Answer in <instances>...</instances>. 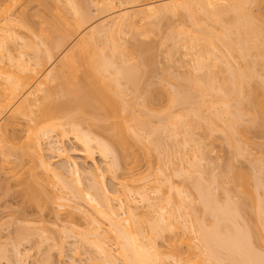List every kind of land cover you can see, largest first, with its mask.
I'll return each instance as SVG.
<instances>
[{
  "label": "bare ground",
  "instance_id": "6f19581e",
  "mask_svg": "<svg viewBox=\"0 0 264 264\" xmlns=\"http://www.w3.org/2000/svg\"><path fill=\"white\" fill-rule=\"evenodd\" d=\"M50 1L37 0V5L44 8L49 7ZM53 1L61 2V0ZM65 2L70 5L68 6ZM65 2L63 3L69 7V10L73 9L68 11L69 17L65 16L66 12L60 11V13L57 9L62 10L63 3H61L62 6L60 5L62 8H60L54 2L55 8L50 2L55 9L52 10L50 6L48 10L51 12V16L48 10H46L48 13L46 16L49 15L51 20L54 18L52 34L50 36H48L50 32L46 34L47 36L43 34L45 38L40 41L41 43L38 41L41 37L38 39L36 36L38 44L29 52L30 54L33 53L30 59L25 60L22 57L26 45L23 44L21 49L24 48L20 54L17 56L13 54V56L10 53L11 57L13 56L11 60L9 51L4 49L7 42L2 43L4 39L1 40L2 38H0V42L2 41L1 43L4 44V46L0 45V52L5 51L9 54V56L7 55L8 58L5 57L7 53L2 54L0 62L6 59L12 62L13 59L17 61H15L16 68H13L16 69L15 71L11 69L12 67H5L7 64L4 65V61V63L1 62L3 65L0 63V167L7 171H3L2 174L5 177L9 173L11 177L15 176V171H11V169L16 166L17 168L22 167L20 164H23V159L26 160L24 156H27L28 165L26 163V167H23L26 169L25 172L30 174L27 175L25 172L21 174V176L27 175V178L24 177V179L27 180L31 175L30 177L36 181L34 175L39 177V172L36 169L40 167L42 172L45 171L52 177L56 176L58 180L54 178L59 183L58 185H60L59 179L62 182V187L66 190H61V193L65 191L62 193L63 195L57 194L52 197L53 192H49L51 201L54 200L57 203L59 200L60 204L58 202L57 206L65 205L63 201L69 198L67 194H71L75 199L83 196L84 205L87 206L86 204L89 203L88 207L83 205L82 197V202L79 203V198L72 205V209L73 206L75 210L78 209L80 217H76L78 210L65 211L67 222L65 219L63 226L69 228V224L74 221L76 223L77 220L75 219L78 218L80 220L83 218L82 220L87 223V226H92L86 227L78 233L83 242L85 240L86 243L91 242L95 246L94 248L99 253L98 257H102L99 258L100 261L103 260L101 263L165 264L163 263L165 261L164 255L158 248L156 241L163 237L164 229L166 230L167 226H170L166 214L169 212L168 209H173L174 205L180 208L184 200H190L187 197H190L191 194H186L184 191L183 195L188 196L183 197V190L176 189L174 193L177 195L174 197L171 196L170 192L163 195L162 206L151 202L147 182L159 179L161 186L167 184V189H171L172 186L167 182L168 178L163 176L165 172L162 167L160 168L164 174L158 168L159 166L153 173L149 171V168L146 172H138L136 167L141 159L148 160L153 152V142L156 143L155 139H158L157 137L160 135L158 133L161 130L170 131L173 137L179 133L188 134L190 130L196 128H202L208 138L219 132L224 138L222 140L231 150L232 161L229 163L228 160V165H231L228 167L226 178L229 177L238 199L235 197L237 201L231 200L228 193L229 189H221L222 193L224 192V200L219 202L212 188L213 183L216 185L223 184L218 182V179L216 181L210 177L211 180L208 179L210 181L207 180L206 182L201 181L204 180L200 179L201 177L192 179L193 188L198 193L200 211L204 220L208 219L209 222L206 224L201 217V220L197 221L199 223L197 229L196 227L192 228L193 224L190 226L198 231L200 240L197 239L202 241V248H205L207 259L213 264H264V0H125L126 5H128L126 8L90 25L88 22L95 17V11L93 17L91 15L93 11L91 13L89 7L95 5L94 8L100 13H102L101 11L106 12L109 7H114L111 0H66ZM7 3L0 7V30H3L4 33L11 31L14 38L17 34L12 32L11 27L13 26L14 29V25L10 24L12 20L8 19L6 13H9L11 8L15 10V3H20L23 7L20 8L19 6L18 13L21 10L20 16L24 18L23 20L30 23L33 16L30 12L28 13L29 1L9 0ZM35 8L37 11L39 10L36 6ZM56 9L58 14L54 12ZM40 12L42 13V11ZM41 15L43 16L44 13ZM178 15H184L185 20L188 19L190 27L187 29L178 27L180 31L171 33V36L180 35L181 38H177L181 45L194 56L195 70L200 69L201 71V69L207 68L209 71L205 76L203 75V79L201 74V76H197L200 79H195L196 74H194L193 77L195 78L192 80H189L190 77L185 79L182 75L184 79H180L175 75L178 80L180 79L178 83L181 85L174 82V86L171 85L173 84L171 81L174 79H170L171 81L166 79L169 84L167 85L163 83L164 81L157 80V76L161 79L160 75L157 74L156 78L151 77L154 74L152 72L155 64L151 62L152 54L150 52L153 49L150 52L145 49L146 55L141 53L142 59L138 58L137 60L135 56L138 52L136 53L134 49L135 56H133V52L129 49L130 46L134 48L135 43L126 49L120 42L119 36L127 30L134 35H142L150 39L154 34L157 35L158 31L160 33L161 22L163 23ZM42 16L39 17L42 18ZM34 21L37 22V20ZM27 22L26 24H28ZM23 24L25 23L23 22ZM39 24L37 27L36 24L33 26L37 29ZM86 24L89 26L87 27ZM85 26L87 28H84ZM31 27L29 28L32 31L33 27ZM39 29L43 33L44 28L42 27L41 30L39 27ZM161 31L164 32L163 29ZM7 33L6 35H8ZM31 33L42 35L39 34V30H35V32L33 30ZM165 34L164 36H166ZM31 35L33 36V34ZM33 38L35 37L33 36ZM162 40L164 39L162 38ZM4 41H7V36ZM178 42L176 46L180 44ZM29 44L31 45L32 42ZM30 45L28 47L27 42L26 47L29 49ZM17 48L15 49L18 53L21 49ZM57 53H60L61 56ZM141 54L139 52V56ZM15 63L12 66H15ZM47 66H49L48 70L35 87V90L40 91L41 94L32 98L31 95L34 92H31L20 100L21 94L27 87L31 86L38 76L37 74ZM214 68H216V73L211 70ZM159 70L162 71L163 69ZM162 73L164 72L162 71L160 74L163 75ZM213 73L217 76H213ZM181 80L186 81L182 84ZM176 85L179 86L176 87ZM170 86H174L176 89ZM195 92L196 94H193ZM71 113L78 114L80 118L78 115L75 118L76 115ZM24 120L26 123L23 122ZM22 123L26 125V128H23L26 129L28 135L25 141L22 140L23 143L19 144V141L16 140L18 138L15 136L19 135V130L21 132ZM23 128L22 131H24ZM251 130L258 133L260 137L258 141L249 136L250 133L248 132ZM53 131L61 136H67L68 133H71L74 140L80 145L82 155L93 162L94 165L91 170L93 169L94 172L100 169L94 160L95 152L102 159L108 160L105 171L114 179H119L126 203L119 197L112 195L115 190L112 191L105 186L106 183L102 180L104 173L98 175L102 169L97 174L89 172L90 170L87 171L91 183H85L88 185L85 188L87 187L89 191L85 189L86 192H83V188L74 187V184L78 185L82 181L80 179L81 170L77 162L69 159L64 148L59 145V140H52L50 133ZM147 133L149 139L151 137L150 140L147 139ZM20 136H18L19 139ZM14 140L18 142L16 143ZM44 140L49 144L47 148L50 154L56 152L57 157L64 158L69 164L70 176L73 174L72 176L76 178H72V180L74 179L72 183H76L72 184L67 181L68 179H65L69 177H64L62 171L60 172L63 166L55 168L51 161L45 158L46 150L44 151V146H42ZM158 143L161 144L159 141ZM135 146L139 148L138 151L134 148ZM253 147L257 153L252 157L249 156V152L251 148L254 149ZM195 152L190 157V165H193L195 158H197ZM204 153L203 156L206 155ZM238 157L248 158V166H252V169L248 167L249 171L247 172L251 173L244 172L245 169L242 171L233 167L235 166L233 159ZM199 160L197 161L200 164ZM36 166L39 167L35 168ZM193 167L195 166L193 165ZM193 170L195 169L193 168ZM184 172L183 176L192 177L191 170L187 169ZM21 176L19 175V177ZM223 177L225 178V176ZM183 179L186 181L185 178ZM186 179L188 180V178ZM55 183L53 181L52 185L56 188L57 183ZM60 187L58 186V189ZM221 188H224V185ZM47 193L46 191L45 194ZM79 194L80 196H77ZM134 194L139 196L149 209H158V212L153 216L147 214L149 217L146 218L149 219V223L146 230L135 213L138 206L134 203ZM56 196L57 200L55 199ZM33 197V200H36L35 196ZM45 198L48 197L45 195ZM113 199L117 201V205H113ZM66 205H68V200ZM67 207L69 208L70 204ZM38 208L42 209L37 206L35 211ZM53 210L58 209L53 208ZM150 210L153 212L154 209ZM35 211H33L35 215L39 216L40 212L36 213ZM98 216L99 218H97ZM99 219L103 221L100 222ZM104 221L108 224V229H104L101 225ZM22 229L18 227L21 233L18 232L21 235H23L22 232L27 235L34 234V231L29 233L25 229L22 231ZM72 231L74 232V229ZM15 232H13L14 237L17 234ZM63 232L65 234V231ZM75 232L77 231L75 230ZM48 233L50 234V232ZM31 236L32 234H30ZM25 237L27 236L24 235ZM47 237L52 239L49 235ZM57 237L56 243L60 239L59 236ZM17 238H21V236L16 237L15 243H17ZM107 238L114 240L118 245L117 258L122 260L121 263L117 262L116 254H113L106 246L104 240ZM61 243L60 241L59 247L57 246L59 250L62 248ZM15 245H13L14 249ZM3 249L0 253H6V249L4 251ZM16 249L14 254L20 259L22 253L19 252L18 248ZM47 260L49 259L47 258Z\"/></svg>",
  "mask_w": 264,
  "mask_h": 264
},
{
  "label": "rangeland",
  "instance_id": "374dc122",
  "mask_svg": "<svg viewBox=\"0 0 264 264\" xmlns=\"http://www.w3.org/2000/svg\"><path fill=\"white\" fill-rule=\"evenodd\" d=\"M27 1H29V5L27 7V9L29 11L28 10L27 11H28V13L30 12L33 16V17L31 16L32 22L28 23L27 21L23 20L24 18L20 16L21 10L18 13L19 6H20V8L23 6L20 3L19 4L15 3V7H14L15 10L13 8H11L10 9L11 12L9 10L8 11L9 13H6V15L8 14L7 16H8V19L10 21L12 20L10 24L14 25L15 30L13 29V26L11 28H12L13 33L16 32V34H17L16 37L13 38V35H11V31L9 32L10 36H8L9 33L6 32L8 34V35H6V33H4L3 30H0V38H2L1 40H3V39L5 40V38L7 36V41L3 40V42L2 41L1 42L2 43L7 42L6 43L7 45L5 44L6 48H4V49H5V51H9L8 52L9 54L12 53V55L14 54L15 56H17V54L21 53V51L23 50L24 47H25V49L26 48L28 49V47L30 45L29 42L30 43L32 42V44L30 45L31 50L29 51L30 48L28 50L24 49L22 52L23 53L22 57H24L25 60L26 59L28 60L32 57L31 55H33V53L30 54L29 52H31L33 47L36 44H38L37 40L40 37H41L40 40H38L39 43H41L40 41H43V39L45 38V37H43V34H44V36H47L46 34L49 32L50 33L48 36H50L52 34L54 18H53V20H51L50 17H48L49 15L51 16V12L48 10L50 8V6H51V9L53 10L56 8V5H54V2L58 5L57 7H59L61 5V3L65 2L66 0H61V2H59V3L51 0L50 2H51V4L53 3L55 8H53L54 6L51 5L50 2H49L50 6L48 5L49 7L46 6L44 8L42 6L37 5V0H27ZM58 1H60V0H58ZM87 1H90V0H87ZM111 1H112L111 4H113V6L115 8L109 7V9H107L106 12L101 11L102 13H100L99 10L97 11L96 8H94L95 5L94 6L90 5V6H93V7H89V9L91 10V13L93 11V13L91 15L93 16L94 11H95V14H94L95 17L93 16L94 18L92 17L93 19L90 20L91 22L90 21L88 22L89 25L92 23H97L98 21H101L103 18H106V17L110 16L111 14H113L117 11H120V10H122L128 6V5H126L125 0H121V1L120 0H111ZM6 2L9 3V0H0V7H3V5L6 4ZM2 3H4V4L2 5ZM65 3H63L64 6L67 4V3L66 4ZM67 5L69 6L70 4H67ZM67 5L65 7L63 6V8L60 6V8H62V10L59 8H57V9L59 12L60 11L66 12L65 16L69 17V12L72 11L73 9L70 7L71 10H69V7ZM35 6L39 9L38 11L35 8ZM66 7H68V8H66ZM42 9H45V10H42ZM57 9L54 10V12H56V14L59 13L57 11ZM110 9H111V11H110ZM46 10H48L50 13L47 16H46V14H48V13ZM40 11H42V13ZM36 12H38V13H36ZM54 12L52 11V14H54V16H55ZM43 13H44V15L42 16L41 14H43ZM39 16H42V18ZM33 18H34V20H37V22H35L33 20ZM39 18H40V20H39ZM46 18H48V19H46ZM29 19H31V18H29ZM38 20H39V22H38ZM12 22L17 23V24H14V23L12 24ZM23 22L25 24L27 22L30 25L29 26H28V24L25 25V24H23ZM188 22H189L188 19L185 20L184 15H182V16L178 15L175 17H171L170 19H167L163 23L161 22V24H162V26L160 28L161 35L158 31L159 35L154 34L152 37L148 36V37H150V39L147 37H144L142 35H134L133 33L126 30L124 33H121L122 35L120 34L121 35V36H119V38H121L120 42L126 47V49L128 46L134 45V43H135V45H137V47H139V48H137V47H135V45H134V48H132L133 46H130L131 48L128 47L130 49V51L133 52V53L131 52L133 54V56H135L134 55L135 54L134 49H135L136 53L138 52V54L136 55L137 57L135 56V58H137V60H138V58L142 59V54L146 55L145 49H148L149 52H150V50L153 49L150 52L152 54V61L151 62H153L155 64L154 65L152 64L154 66L152 73H154V74L153 75L151 74L152 75L151 77L153 78V76H154L156 78V75L158 74V75H160L159 77L161 79H159L157 76V80H161V82L164 81L163 83H166L167 85H169L168 81H171L173 79H174V81H171V83H173L171 85L178 83L181 78L187 79L188 77H190L189 80H192L195 78V77H193L194 74H196L195 79H197V78L200 79V77H197V76H201V75H202L201 78L203 79V75L205 76V74L208 73L209 70H207V68H203V70L201 69V71H200V69L195 70L196 69L195 64H194L195 61L193 60L194 56H193V54L191 55L190 53H188L183 48L180 40L177 38L180 35L178 36V34H175L174 36H171V33L174 34L177 31H180L178 29H180L181 27L183 29H187V27L189 28L190 25L188 24ZM32 23L36 24L35 25L36 27L39 23L41 25L39 24L38 28L36 29V27L33 26ZM88 24H86L87 27L89 26ZM30 26L33 27V28L32 27L31 28L34 30V32H35V30H39V34L42 32V31H40L39 27H41V30L43 27L44 29H43V33H41L42 35L39 36L38 33H36V34L31 33V32H33V30L32 31L30 30V28H29ZM86 26L84 28H87ZM178 27H180V28H178ZM48 28H50V29L48 30ZM161 29H163L164 32H162ZM169 30H171V31L169 32ZM163 33L164 34L167 33V34H165L166 36H164ZM31 34H33V36L35 38H33V36ZM3 35H5V36L2 37ZM29 35H31V36H29ZM36 36H37V38L38 37L39 38L37 39ZM8 37H10V38H8ZM30 37H32V38H30ZM174 37H175V39H174ZM162 38L164 40H162ZM179 38H181V37H179ZM30 39H31V41H30ZM171 40H173L175 42V45H174V42ZM178 41L180 42V44H178L179 47L176 46ZM1 42H0V45L2 44ZM27 42H28V47H26ZM144 43H147V44L144 45ZM23 44L24 45L26 44V45L21 49V46ZM2 45L4 46V44H2ZM140 46H142V47H140ZM17 47H19L21 49L20 52H18V53L16 50V49H18ZM5 51L0 52V56H3L2 54H6L7 52H5ZM26 51H28V52H26ZM139 52H140V54L142 53L140 56H139ZM8 53L6 54L5 57H7V55L9 56ZM25 53H26V56H25ZM57 55H60V53H57ZM57 55H56V58H58ZM13 56L11 57V54H10L9 58H11V60H12ZM11 60L9 61V59H6V60H3L5 63L3 61H1V62H3L4 65L7 64V65H5V67H12L11 69L14 70L13 68L14 67L16 68V63H15L16 59H15V61L13 59V62ZM7 62H9V63H7ZM3 63H1V65H3ZM14 63H15V66H12ZM8 64H10L11 66ZM48 68H49V66L45 67L44 70H42L39 74H37L38 76L34 79L31 86L27 87V89L19 97L20 100L23 99V97H25L27 94H29L31 92H34L31 95L32 98L37 94L38 95L41 94L40 91L35 90V87H36L38 81H41L42 77L44 76V74L46 73ZM156 69H158V70L156 71ZM159 69H163L162 71L164 73H162V74L164 76L160 74L162 71ZM215 69L216 68L211 69V70L212 71L214 70V72L216 73L217 71ZM213 74H210V75H213ZM169 75H170V77H169ZM175 75H177L178 78L180 77V79L178 80L177 76H175ZM171 76H174L175 78L171 77ZM191 76H192V78H191ZM213 76H217V74L216 75L214 74ZM166 77H168V78H166ZM163 79H165V80H163ZM166 79H168V81H166ZM175 79H177V81H175ZM157 80H153V81H157ZM189 80H187V81L189 82ZM182 82L183 81L181 80V83ZM179 85H181V84H179ZM179 85H176V87ZM174 86H170V87L176 89ZM193 94H196V92ZM194 99L196 100V97ZM138 100H141V99H138ZM71 114H73V113H71ZM73 115H76L75 118H77L78 114L75 113ZM78 118H80L79 115H78ZM23 122L26 123L25 120ZM24 123H22V127L20 126L21 132H20V130H19V133L17 132L19 134L18 136H20V133H21V136H23V137L20 136L21 141H20L18 136H15L18 138L16 140L19 141V142L17 141L19 144L23 143L22 140L25 141L26 136L28 135V133L25 131L26 129L23 128L26 126ZM47 123H49V122H47ZM84 124H86V123H84ZM22 128L24 131H22ZM201 129L202 128L192 129V130H190L191 132L190 131L188 132V134L187 133H179L180 135L178 134V135H175L174 137H173V135H171L170 131L169 132L167 130H161L162 132L159 131L158 135L159 134L160 135L157 137L158 139H155L156 143L155 142H153L154 144L152 143L154 145L153 150H152L153 151L152 154L149 156L148 160L141 159L139 164L136 167L138 172H146L147 168H149V171H151L152 173L157 169L158 166H159L158 168L160 170H161L160 167H162V170H164V172H165V174H164L163 171L161 170L162 174H164L163 176L168 178L167 182L169 184H171V186H172L171 189H167V184L161 186V181L159 179H157L155 181L150 180L149 182H147L148 191H150L149 197H150L151 202H155L156 204L162 206L163 202H161V199L163 198V195L165 193L167 194L170 192L171 196L174 197V195H177L174 193L176 189H182L183 190L182 191L183 197L188 196V195H186V196L183 195L184 191L186 194L187 193L189 195L191 194L190 197L189 196L187 197V199L190 198V200L189 199H188V201L184 200L183 203H181L182 205L180 208H177V205H174L173 209L172 208L168 209L169 212L166 214V217H167L166 219H167V222L170 223V226L169 227L167 226L166 230L164 229L163 237L159 238L156 241L158 248L161 250L162 254L164 255L165 261L163 263H165V264H213L212 261L207 259L208 257L206 256V254H205L206 252L204 251L205 248H202L203 243H202V241H199L200 239H199V235L197 233L198 231L192 229L195 227L197 229L198 224H199L197 221L201 220V217L206 224H208V222H209V220L207 218H205V219H207L206 221L204 220V217L202 216V212L200 211V208H199V203H198L199 199L197 196L198 193H196L195 188H193L194 182L192 183V181L195 178L201 177L200 179H204L201 181L206 182L208 179H210V177H212V180L215 179L217 181V179H218V182L223 183L221 185L217 184L219 186H217L215 183L212 184L213 185L212 188H213L215 195H216V198L219 200V202H222L224 200L223 199L224 198V196H223L224 192L222 193L221 189H227V190L229 189L228 193H229V197L231 200L237 201V199H238L236 196V192L233 189V184L230 182L229 177L226 178L227 172H228V167L231 165V164L228 165V160H229V163H231V161H232V159H231L232 155L230 154L231 150H230L229 146L226 143H224V141H223L224 138H222V135H220L219 132L218 133L216 132V134L214 133L215 134V135L213 134L214 136L208 138L206 135V132L203 129L202 130ZM189 133H191V134L189 135ZM248 133H250L249 136L252 137V139H255L257 141L260 139L258 133L255 130H251ZM145 134H144V136H145ZM50 135H51L52 140H59L58 141L59 145L64 148L69 159L77 162L78 167L81 170L82 174H81L80 179L82 180L81 181L82 184L79 183L80 184V186H79V184L78 185L74 184L76 182L72 183L73 180L76 178H74L72 176L73 174L70 176L71 173H70V170H68L70 167L69 164L66 163L64 158L57 157L56 156L57 154L55 155L56 152H52L53 154H50V152L48 151V148H47V147H49V144L46 140H44L42 146H44L43 147L44 151L46 150L45 151V156H46L45 158H48V160L51 161L52 166L55 168L61 167V166L64 167V168L61 167V169L60 168L59 169H60V172L62 171V174L64 175V177H69V178H65V179H68L67 180L68 182H71L72 184H74L73 185L74 187L83 188V192L85 191V189L89 191V189H87V187H88L87 184H89L91 182L89 181L90 177L88 178V176H90V175L87 171L90 170L89 172L97 174L102 169V172H100L98 175H101L102 173H104V175H103L104 179H102V180L104 181V183H106L105 186H107V188H109L112 191L115 190L114 191L115 193H113L112 195L119 197L124 203H126L125 196L123 195V189H122L121 185L119 184V179H114L111 175H109L105 171L106 166H107L106 162L108 160L102 159L100 156H98V153L96 154V152H95V154H94L95 159L94 160L97 163V165L100 167V169L96 170L94 172L93 169L91 170V168L94 165L93 162L90 159L86 158L84 155H82L81 147L74 140L73 135L71 133H68L67 136L66 135L61 136L56 131H53L50 133ZM205 135H206V137H205ZM147 137H148L147 139H149L148 133H147ZM159 137H160V139H159ZM145 138H146V136H145ZM150 139H151V137H150ZM158 141L161 142V144H159ZM134 148L136 149V151H138V149H139L137 146H135ZM203 149H205L206 151H204ZM178 151H179V153H178ZM194 152L197 156V158H195V162L193 164L195 167H193V165H190L191 164L190 163V161H191L190 157L192 156V154ZM203 153L206 155L203 156ZM255 153H257V150L255 148L254 149L251 148V150L249 152V156L253 157L255 155ZM201 154H202L203 158H202V156H200L201 158L199 157V155H201ZM24 158H26V160L23 159L24 160L23 164H20V166H22V167L23 166L26 167V163L28 162V157L24 156ZM197 160L200 161V164ZM233 160H234L233 165H235V166H233L234 168L236 167L239 170L241 169L242 171H244V169H245L246 171H244V172L249 171L248 167H250L252 169V166H248L249 162H248V158H246V157H242V158L238 157V158H235ZM27 165H28V163H27ZM22 167L17 168V166H16L15 167L16 170H14L15 168L11 169V171L12 170L15 171V173H14L15 176H13V177H11L10 173L8 174L7 177H5V175L2 173H3V171L4 172H7V171L3 170L0 167L2 169V171L0 170V177H1V179H0V247H1L0 251L2 248L6 249L5 250L6 253H0V264H12V263L13 264L14 263H16V264H50L51 262H52L51 264H103V263H101V262H103V260L100 261V259H99L101 256L98 257L99 253H98L97 249L94 248L95 246L92 245L91 242L86 243L87 241H85V240L83 242V239L81 240L80 235L78 233V231H80L86 227H92V226H87V223H84V220H82L83 218H81V220H80V218L75 219V220H77L76 223H75V221L72 224L70 223L69 228H68V226L67 227L63 226V224H65V223H63V221H65V219H66L65 218L66 217L65 211L66 212H67V210L73 211V209H74V211L78 210V209L75 210L74 206L72 209V205H74L75 204L74 202H77L79 198H80L79 203H80V201L82 202V200H83L82 203L84 205L85 204L84 203L85 200L83 199L84 197L81 196L82 200H81V197H78V199H75L71 194L70 195L67 194V196L69 198L68 199L66 198V199L68 200V205L70 204L71 208L69 207L70 208L69 209L67 207L68 205H66L67 204L66 199H65L66 201H63V203L65 202L64 206H59V205L57 206L56 204L59 202V200H57V196L55 198L58 201L57 203H56V201L54 202V200L51 201V199H49L51 197V196H49V192H51V191L53 192V195L51 194L52 197H55V195H57V194L63 195L62 193H64L66 190L64 187H62L63 184L60 181V179L58 182H60L62 189H61L60 185H58L59 183H57V181L55 180L56 176H54L55 177L54 178V177H52V175L50 176L49 173L45 172L44 170H43L44 172H42V169H40L39 166H36L35 168L39 167L36 169L39 172V174L37 173L39 177L37 178V175H34V178H36L37 180L36 181H35V179L33 180L32 177H30L31 175H29L28 179L26 180V178H27L26 176L30 173L25 172L26 169L24 167L23 168ZM193 168L195 170H193ZM187 169L191 170L192 177H190V178H189V176L188 177L183 176V174L185 173L184 171H186ZM251 169H250V171H252ZM9 172H10V170H9ZM24 172L27 175L21 176V174H24ZM200 172L202 173V175ZM247 173H251V172H247ZM83 174H84V177H83ZM19 175L21 177H19ZM194 175H195V177H193ZM198 175H199V177H198ZM223 176H225V178ZM24 177H26V178L24 179ZM51 177L53 178V180L51 179ZM72 178H74V179L72 180ZM85 178H87L88 180ZM183 178H185L186 181H184ZM186 178H188V180ZM50 179L52 182L50 181ZM56 179L58 180V178H56ZM69 179H71L72 181ZM189 179H191V180H189ZM102 180H101V182H102ZM210 180H208V181H210ZM53 181H55L57 183V184L55 183L56 188L52 185ZM30 182H32V183H30ZM85 183H87V184H85ZM42 185H43V188L45 187L44 189L48 192L47 193L48 195L45 194L46 191L44 192ZM190 185L191 186L193 185L192 188ZM222 185H224V188H221ZM58 186L60 187L59 189H58ZM85 186H87V187L85 188ZM54 188H55V190H54ZM63 189L65 191L61 193V190L63 191ZM193 189H194V191H193ZM194 192H195V194H194ZM68 193H70V192L68 191ZM45 195L48 198H45ZM33 196H35L36 200H33V198H34ZM65 196H66V194H65ZM70 196H71V198H70ZM77 196H80V194ZM195 196H197V197H195ZM133 198H135L134 203L137 204V206H138L135 213H136L137 217L139 218V220L142 221L143 228L146 230L148 227V223H149V219H147L146 217L153 216L154 214H156L158 212V209L157 208H150V209H154L153 212H151V210L147 207V204L145 202H143L142 200H140L139 196L134 194ZM38 199H40V200L38 201ZM49 201L51 202V205H50ZM188 202H190L189 203L190 205L188 204ZM36 203H37V205H36ZM112 203H113V205H117V201L114 199L112 200ZM192 203H195L196 205L195 204L193 205ZM58 204H60V202ZM88 204H86L87 206H85V205L84 206L88 207ZM37 206L41 207L42 209L38 208V210L35 211L37 209ZM50 208H52L51 213H50ZM53 208L58 209V210H53ZM125 209H127L126 206H125ZM32 210L35 211L36 213L39 211L40 212L39 216L35 215V213ZM53 211H56V212L54 213ZM57 211L59 212V214H57L58 213ZM22 212H24V213H22ZM32 212H33V214H32ZM79 212L80 211L78 210V212H77L78 215L76 214V217H80ZM200 213H201V215H200ZM54 214L55 215L57 214V216H54ZM147 214H149V216ZM58 216H60V217H58ZM38 217L41 219V221H39L40 219ZM55 217L57 218L56 220H58L59 222L55 220ZM141 217H145V218H141ZM197 217H198V219H197ZM97 218H99V216ZM42 219H43V221H42ZM100 219H99V221H100ZM102 221L103 220H101L100 222H102ZM66 222H67V219H66ZM104 222L101 225L103 226L104 229H108V224L106 222L105 223ZM190 225H192V228ZM18 227H19V229L23 228V229L27 230V232H29V233L34 231V234L30 233V234H32L33 237L32 236L30 237V234H28L29 236L27 234H24V232H22L23 235H21L20 234L21 231L18 230ZM15 228H16V230H15ZM59 228H61V229H59ZM63 228H64V230H63ZM23 229H22V231H23ZM73 229H74V232L72 231ZM28 230H30V231H28ZM57 230H59L60 232H58ZM61 230H62V234H61ZM75 230L77 232H75ZM15 231L17 232V234ZM51 231L53 234L51 233ZM63 231H65V234ZM194 231H196V232H194ZM13 232H15V234H16L15 237H14ZM48 232H50V234ZM59 233L62 237H65V238H62L59 235ZM17 235L21 236V238H17V240L19 239L18 241L16 240V242L17 243L19 242V244L14 242L16 237H18ZM24 235L27 237L24 238ZM48 235H49V237H52V239L48 238L47 237ZM196 235H198V237H196ZM57 236H59V238H60L58 243H56L58 240V239H56V238H58ZM60 241L63 243V245L61 243L62 248L59 250L57 248V246L60 243ZM104 241H105L106 246L111 250V252L113 254H116L115 257H116L117 262L121 263L122 260L117 258L118 257V255H117L118 245L116 244V242L110 238H107ZM13 245H15V249L18 248L19 252L22 253V255L20 254V259H19V256L14 254L15 249H14ZM17 245H19V246H17ZM4 249H3V251H4ZM16 256H17V258H16ZM47 258L49 260H47ZM17 259H19V260H17ZM222 264H225V263H222ZM233 264H238V263H233Z\"/></svg>",
  "mask_w": 264,
  "mask_h": 264
}]
</instances>
